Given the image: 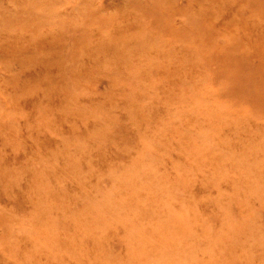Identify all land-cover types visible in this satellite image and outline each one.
Listing matches in <instances>:
<instances>
[{
	"label": "rangeland",
	"instance_id": "rangeland-1",
	"mask_svg": "<svg viewBox=\"0 0 264 264\" xmlns=\"http://www.w3.org/2000/svg\"><path fill=\"white\" fill-rule=\"evenodd\" d=\"M0 264H264V0H0Z\"/></svg>",
	"mask_w": 264,
	"mask_h": 264
},
{
	"label": "bare ground",
	"instance_id": "bare-ground-1",
	"mask_svg": "<svg viewBox=\"0 0 264 264\" xmlns=\"http://www.w3.org/2000/svg\"><path fill=\"white\" fill-rule=\"evenodd\" d=\"M191 207V206H190ZM193 208V207H192ZM133 240V239H132Z\"/></svg>",
	"mask_w": 264,
	"mask_h": 264
}]
</instances>
